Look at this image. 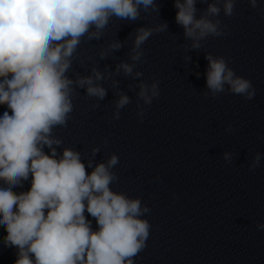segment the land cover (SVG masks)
<instances>
[{
    "label": "clouds",
    "instance_id": "clouds-1",
    "mask_svg": "<svg viewBox=\"0 0 264 264\" xmlns=\"http://www.w3.org/2000/svg\"><path fill=\"white\" fill-rule=\"evenodd\" d=\"M248 2L257 7V0ZM197 3L174 0L175 22L191 41L188 50H200L201 41L225 34L227 26L221 27L219 16L223 11L231 17L236 0H199L206 4L199 16ZM150 9L159 13L157 0H0V105L7 108L0 116V227L7 233L4 246L16 250L14 264H134L146 247L151 225L143 216L150 209L139 197L110 187L118 180L112 169L119 157L111 154L106 161L85 163L76 149L58 152L62 140L53 129L67 127L78 89L97 101L108 94L103 82L112 79L113 70L107 65L103 72L92 66L88 75H68L82 42L100 41L113 19L135 22ZM167 27L166 22L137 27L130 34L131 62H119L115 74L142 77L141 71H134L145 56L142 45ZM123 45L119 39L107 42L99 58L106 59ZM205 59V97L231 93L254 98L252 82L237 75L224 56L206 53ZM184 60L190 63L191 57ZM112 87L117 98L111 119L118 120L131 98L119 89V81L113 80ZM137 87V99L144 105L160 95L158 80H141ZM144 114L138 103L141 121ZM225 130L233 131L230 125ZM98 152L92 148L93 156ZM223 159L231 163L233 153L225 152ZM260 161L256 153L249 169ZM25 182L30 188L17 193ZM85 212L96 221L95 230ZM256 227L264 230V223Z\"/></svg>",
    "mask_w": 264,
    "mask_h": 264
}]
</instances>
